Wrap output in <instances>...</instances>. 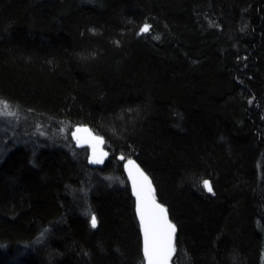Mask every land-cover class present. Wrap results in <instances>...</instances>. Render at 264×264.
Returning <instances> with one entry per match:
<instances>
[{
  "label": "trees",
  "instance_id": "1",
  "mask_svg": "<svg viewBox=\"0 0 264 264\" xmlns=\"http://www.w3.org/2000/svg\"><path fill=\"white\" fill-rule=\"evenodd\" d=\"M0 100V264H145L130 158L172 264H264V0H0Z\"/></svg>",
  "mask_w": 264,
  "mask_h": 264
},
{
  "label": "snow or ice",
  "instance_id": "2",
  "mask_svg": "<svg viewBox=\"0 0 264 264\" xmlns=\"http://www.w3.org/2000/svg\"><path fill=\"white\" fill-rule=\"evenodd\" d=\"M149 31L150 25L145 24L138 35ZM154 38L158 39V37ZM15 115L16 113L10 110V105L0 100V117ZM82 131L87 132L88 130L77 128L73 133V137L78 144L80 139L76 134ZM94 139L98 140V138ZM99 142L102 143V141ZM121 159H124V157L122 156ZM90 162L101 163L102 160L90 159ZM126 168L132 180L133 194L136 197V214L139 217L140 228L143 233L144 259L147 264H169V260L176 251L174 243L175 225L168 221L166 209L156 202L148 177L132 160L127 161ZM202 190H206L209 193L213 192L211 183L208 180L203 181ZM90 223L92 228L97 227V218L94 214L91 216Z\"/></svg>",
  "mask_w": 264,
  "mask_h": 264
},
{
  "label": "water",
  "instance_id": "3",
  "mask_svg": "<svg viewBox=\"0 0 264 264\" xmlns=\"http://www.w3.org/2000/svg\"><path fill=\"white\" fill-rule=\"evenodd\" d=\"M77 128H81V129H87L88 131L87 132H79V133H77L76 135L79 137V139H80V143L78 144L77 143V140L74 138V140L76 141V143H77V145H79V146H81V145H89V146H91L92 147V149H91V151H90V155H91V159H98L99 160V158L100 157H105V154H104V152H103V150H101V149H99L97 146H98V144H99V141H100V139H99V137L98 136H96V135H94L87 127H77ZM76 128V129H77ZM76 129L73 131V133L76 131ZM94 138H98V140L97 139H94ZM95 150V151H94ZM119 158H121L122 156H118ZM128 160H132V161H134L133 159H127L124 163H123V170H124V173H125V176H126V178H127V181H128V183H129V185H130V190H131V194H132V197H133V200H134V214H135V217H136V220H137V223H138V226H139V230H140V234H141V239H142V249H143V233H142V231H141V228H140V220H139V217H138V215L136 214V197H135V195L133 194V186H132V180L130 179V177H129V173H128V169L126 168V164H127V161ZM135 162V161H134ZM135 164L139 167V169L147 176V174L144 172V170H142V168L135 162ZM148 177V176H147ZM148 180H149V178H148ZM153 195H154V192H153ZM154 198H155V200H156V202L158 203V204H160V205H162L165 209H166V207L162 204V203H160L159 201H158V199H157V197L154 195ZM167 211V210H166ZM167 219H168V221L171 223V224H173L171 221H170V219H169V217H168V214H167ZM175 238V237H174ZM144 262H145V264H147V261L144 259Z\"/></svg>",
  "mask_w": 264,
  "mask_h": 264
},
{
  "label": "rangeland",
  "instance_id": "4",
  "mask_svg": "<svg viewBox=\"0 0 264 264\" xmlns=\"http://www.w3.org/2000/svg\"><path fill=\"white\" fill-rule=\"evenodd\" d=\"M10 110H11V109H10ZM11 111H14V110H11ZM5 118H9V116H5ZM19 124L24 125L25 123L22 122V123H19ZM3 133H4V131H3ZM5 133H6V131H5ZM99 139H100V141H102V143L99 142V144H98L97 147H98L99 149L103 150L104 154L106 153L105 157H104L103 159H101L102 161H104L105 158L109 155V153H108V151L104 148L103 139H102L101 137H99ZM84 146H87V148L89 149V151H91V149H92L91 146H89V145H84ZM172 260H173V257L169 260V264H172Z\"/></svg>",
  "mask_w": 264,
  "mask_h": 264
}]
</instances>
